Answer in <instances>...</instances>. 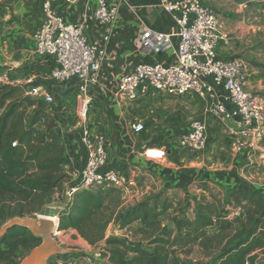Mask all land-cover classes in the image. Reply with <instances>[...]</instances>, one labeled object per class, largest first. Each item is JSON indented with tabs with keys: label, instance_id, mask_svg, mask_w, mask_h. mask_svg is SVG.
Returning a JSON list of instances; mask_svg holds the SVG:
<instances>
[{
	"label": "crops",
	"instance_id": "obj_1",
	"mask_svg": "<svg viewBox=\"0 0 264 264\" xmlns=\"http://www.w3.org/2000/svg\"><path fill=\"white\" fill-rule=\"evenodd\" d=\"M6 1H9L6 2V6H0L1 84L27 86L38 79L53 81L49 79L48 60L37 55L34 48L35 35L43 23L44 0ZM261 1L264 0H204L224 20L223 34L226 38L219 44V56L225 59L242 58L246 64L248 88L264 99V69L261 68V64L264 65V25L262 24L264 10H259L264 8V3ZM163 2L164 0H119L118 17L112 24H102L94 18L96 0L53 2V8L67 23L81 26L92 44L105 49V54L100 59L99 81L89 89V96L92 99L89 124L98 133H103L109 142L108 166L121 169L138 180V190L128 194L126 200L124 198L123 205L127 207L147 199L143 197L152 198L174 191L181 193L186 200L193 199L195 193H206V189L201 187L203 185L208 188L219 185L230 187L232 184L233 188H238L231 174L228 176L224 172L204 167L203 159L201 161L194 159L191 160V164H184L185 159H189L190 156L197 157L186 150L181 151L183 149L177 142V135L188 132L191 122L196 119L191 118L189 123L181 124L182 120L188 119L186 108L193 107L194 103H189L193 98L152 95L137 101H128L118 95L121 77L138 64L172 65L176 62L178 25L164 9ZM145 29L172 34L169 46L154 48L147 52L142 47V34ZM28 66L30 70L25 68ZM32 68L35 70L32 71ZM56 84L57 82L52 87L62 92V95L69 89L76 91L72 86ZM217 89L220 96L225 97L226 92L222 87ZM160 97L165 99L160 100ZM159 101L169 106L166 115L175 117L176 121L167 126L162 133L159 132L156 137L149 133L147 123L153 103ZM226 104L232 111V103L227 101ZM204 111L208 114L206 108ZM204 120L208 124L206 117ZM136 122H143L146 131L134 132L131 126ZM59 129L67 153L73 162L71 182L78 184L80 182L78 174L87 159V150L80 142L81 131L70 130L65 134L62 132V127ZM208 129H210L209 124ZM211 133L219 135V131ZM211 139L216 138L212 136ZM217 146V143H212L210 147L208 144L206 153L216 156L215 154L221 150ZM150 147H163L168 151L169 156L161 161L147 158L143 152ZM171 155H175L173 161L166 163ZM252 159L253 157L247 154L241 155V160L245 161V164ZM192 163L202 166L194 167ZM237 185L243 186L241 182ZM109 228L105 240L108 238Z\"/></svg>",
	"mask_w": 264,
	"mask_h": 264
},
{
	"label": "built area",
	"instance_id": "obj_2",
	"mask_svg": "<svg viewBox=\"0 0 264 264\" xmlns=\"http://www.w3.org/2000/svg\"><path fill=\"white\" fill-rule=\"evenodd\" d=\"M54 1L44 0L42 3L43 23L35 35L34 48L36 54L50 64L49 79L72 86L78 93L77 124L87 159L78 174L80 182L68 186L67 197L71 198L80 189L99 187H114L127 196L139 188L136 177L108 166L109 142L103 133H98L89 124L92 103L89 89L99 81L100 59L105 49L92 44L81 26L67 23L53 8ZM118 1L96 0L94 18L102 24L114 23L118 17ZM163 7L178 25L176 62L172 65L138 64L121 77L119 97L128 101L152 95L200 99L212 117L227 123L228 145L235 153L250 155L261 151L260 157H264V150H258L264 140V99L248 88L246 64L242 58L219 56V44L226 38L223 18L204 0H164ZM171 36L170 33L145 29L142 47L147 52L165 48L169 46ZM217 87H222L225 97L220 96ZM26 94L43 101L48 111L53 112L54 96L46 87L29 86ZM227 101L232 103V111L228 109ZM131 128L136 133L146 131L143 122H136ZM177 142L183 150L199 154L206 152L209 144L207 122L194 119L188 132L177 135ZM143 154L160 161L169 156L163 147L147 148ZM55 222L58 225V217ZM59 233L61 231L56 230L54 236ZM109 255L104 247H93L82 258L84 264H111ZM69 263L70 260L63 262Z\"/></svg>",
	"mask_w": 264,
	"mask_h": 264
},
{
	"label": "trees",
	"instance_id": "obj_3",
	"mask_svg": "<svg viewBox=\"0 0 264 264\" xmlns=\"http://www.w3.org/2000/svg\"><path fill=\"white\" fill-rule=\"evenodd\" d=\"M39 85L51 94L62 93L49 80H34L27 86L0 84V228L16 217L54 214L59 231L76 230L89 244L96 245L105 240L115 218L121 229L140 222L142 226L136 232L145 236L141 242L107 241L111 264H186L169 247L203 240L208 229L217 225L223 229L234 225H222L230 213L226 206L201 201L193 216L181 213V208L171 216L175 233L164 228L158 236L151 231L157 230L161 217L172 209L161 195L129 207L122 204V193L114 187L80 189L67 197L73 162L59 129L61 106L54 102V110L49 112L43 101L26 94L29 86ZM232 191L224 205L240 207L249 203L251 208L240 220L242 228L220 248L211 264H264V258L256 253L264 250V192L241 187ZM54 199L60 209L50 211ZM41 243L42 239L26 227L10 228L0 237V264H18L22 250L31 251Z\"/></svg>",
	"mask_w": 264,
	"mask_h": 264
},
{
	"label": "rangeland",
	"instance_id": "obj_4",
	"mask_svg": "<svg viewBox=\"0 0 264 264\" xmlns=\"http://www.w3.org/2000/svg\"><path fill=\"white\" fill-rule=\"evenodd\" d=\"M6 2L9 1L0 0V6H6ZM261 2L264 3V1ZM261 2H259V4ZM259 10L262 11L264 10V8L262 7ZM262 15V24L264 25V13H262ZM25 68L30 70V66ZM261 68L264 69L263 64H261ZM34 70L35 68H32V71ZM56 85L66 86L64 84L58 83ZM52 94L55 97V104H60L61 106V110L58 113V119L60 120L59 128L62 127V132L66 134L70 130H72L73 132H77V130H80V127L77 124L78 118L76 114L77 107L79 105L77 99V91L69 89L65 95H62L57 91L53 92ZM161 99L165 98L160 97V100ZM189 103H194V105L193 107L186 108L188 113V119L185 118L184 120H182L181 124L184 125L189 123L191 118H199L204 120V117H206L209 124V128L212 129L211 132L219 131V135H214L210 132V129H208L209 147L210 145L212 146V143H217L218 149L224 150H222V153L220 150V153L218 152L217 154H215L216 156L208 154V152H205V154H199L188 151L191 155L194 154L197 157L190 156L189 159H185L184 164H191V160L194 159H197L196 161H201L203 159L204 167L207 166L208 169L212 168L215 171H219L222 173L224 172L228 176L231 174L233 181L236 183V187L240 188L237 184L241 182L243 185L241 188H247L249 190L260 189L264 192V157H260L259 153L261 151L251 153L249 157H253V159L246 161L245 164V161L242 162L241 160V155H243L244 153H235L228 145V134L226 127L227 123L224 124L220 119L212 117L209 112V115L207 113L205 114L204 109L206 108V104L200 99L193 98L191 101H189ZM168 107L169 106L167 104H164L163 102L159 101V103H153V106L149 111L150 114L148 115L149 121L147 123V126L149 129V133H151L152 135H156V137H158L159 132L162 133L167 128V126L172 125L176 121L175 117H168V115H166V111L167 109H169ZM172 107L173 106H171V108ZM178 120L180 119L178 118ZM212 136H215L216 139L212 140ZM259 149L264 150V140L261 142V146H259L258 150ZM174 157L175 155H171V157L166 160V163L173 161ZM192 166H202V164L192 163ZM72 177L73 176L71 172L70 179H72ZM233 187L232 184L230 187L225 185H219L217 187H208L206 189V193H195L193 199L187 200L183 197L181 193L177 191L159 194L161 195V200H163L164 198L169 200L170 204H172V209L161 217V224L155 232L151 231V233L160 236V233L164 228H168L172 230L173 233H175V226L171 221V216L178 212L180 208L181 213L193 216L195 206L201 201L213 202L215 205L221 206V208L223 204V208L224 206H226L225 208L229 209L230 213H227L228 216H225V219H223L222 221V225L225 226L227 222H233V226L228 229H223L221 226L217 225L213 228L208 229V235L203 240H198L196 242L188 244L187 246L178 244L175 247H169V250L174 251L180 258L185 261L186 264L213 263L216 255L220 251V248L224 246L228 241L232 240V237L237 234V230H240L242 228V223L240 220H243L246 217L245 211L251 208L249 203H245V205H241L240 207H234L229 204L224 205L223 202L226 203L228 197L231 195V192H233ZM125 197V195H122V204H124ZM144 198L148 199V197H143V199ZM187 206L189 208H187ZM125 207L127 206L125 205ZM49 208L50 211H56L60 209L59 204H57L56 202V199H54V201L49 204ZM41 215L44 214H38L37 218ZM46 216L57 217L54 214ZM114 221V224L111 225V227L109 228L107 240L105 242H100L96 245L89 244L80 235H78L76 230L61 231V233L55 235V238L58 240L60 246H62L69 252L66 254L53 255L48 259V264H63L65 260H70L72 264H84L82 255L89 252L90 249L93 247H104L105 249H107L108 240L120 239L125 242H128L129 244H136L144 239L145 236L142 233L136 232L137 228L142 226L140 222H136L129 227L121 229L117 225V218H115ZM159 238L163 237L161 236ZM145 242L146 241H144V243ZM256 253H258L260 257L264 258V250H257ZM29 254L30 251L22 250L19 254L18 264H20Z\"/></svg>",
	"mask_w": 264,
	"mask_h": 264
},
{
	"label": "water",
	"instance_id": "obj_5",
	"mask_svg": "<svg viewBox=\"0 0 264 264\" xmlns=\"http://www.w3.org/2000/svg\"><path fill=\"white\" fill-rule=\"evenodd\" d=\"M47 217L46 215H41L38 218L16 217L6 222L0 228V237L4 236L10 228L20 225L28 228L33 235L42 239V243L33 248L20 264H48V259L53 255L69 252L60 246L54 236L55 231L58 230L57 223Z\"/></svg>",
	"mask_w": 264,
	"mask_h": 264
},
{
	"label": "bare ground",
	"instance_id": "obj_6",
	"mask_svg": "<svg viewBox=\"0 0 264 264\" xmlns=\"http://www.w3.org/2000/svg\"><path fill=\"white\" fill-rule=\"evenodd\" d=\"M47 218H48V219H50V220H53V221H55V220H56V217H51V216H48Z\"/></svg>",
	"mask_w": 264,
	"mask_h": 264
}]
</instances>
